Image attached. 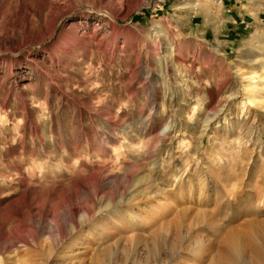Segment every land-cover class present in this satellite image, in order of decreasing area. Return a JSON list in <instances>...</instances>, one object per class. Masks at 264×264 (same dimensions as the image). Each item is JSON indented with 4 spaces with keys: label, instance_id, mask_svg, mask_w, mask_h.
Returning a JSON list of instances; mask_svg holds the SVG:
<instances>
[{
    "label": "rangeland",
    "instance_id": "374dc122",
    "mask_svg": "<svg viewBox=\"0 0 264 264\" xmlns=\"http://www.w3.org/2000/svg\"><path fill=\"white\" fill-rule=\"evenodd\" d=\"M263 231L264 0H0V264H234Z\"/></svg>",
    "mask_w": 264,
    "mask_h": 264
},
{
    "label": "bare ground",
    "instance_id": "6f19581e",
    "mask_svg": "<svg viewBox=\"0 0 264 264\" xmlns=\"http://www.w3.org/2000/svg\"><path fill=\"white\" fill-rule=\"evenodd\" d=\"M258 223H259V221L253 220L251 222L248 221V223L246 225L254 227L256 225H259ZM261 229L262 228H260V230ZM255 233H256V231H255ZM263 233H264V231H263ZM263 237H264V235H263ZM263 241H264V238H263ZM228 247L230 249V255L232 256V261H234V264H235V262H237L239 260V257L241 256V254L244 252H247L248 249L250 250L249 252H251L253 255L264 257V250H262L260 243L254 241V238H252V236L250 234H248L247 236H245L243 238L238 237L237 239H235V238L232 239L231 243L228 244ZM223 254H224L223 252L219 253L218 258L222 259V257L224 256ZM228 256H229V254H228ZM223 261L225 262V259ZM214 263H216V261Z\"/></svg>",
    "mask_w": 264,
    "mask_h": 264
}]
</instances>
